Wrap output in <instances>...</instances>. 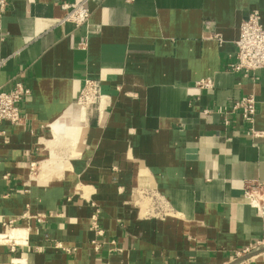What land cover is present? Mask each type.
<instances>
[{"label": "crops", "instance_id": "1", "mask_svg": "<svg viewBox=\"0 0 264 264\" xmlns=\"http://www.w3.org/2000/svg\"><path fill=\"white\" fill-rule=\"evenodd\" d=\"M67 1L83 0L0 13V90H31L21 123L0 126V264H232L264 244V205L247 194L264 183V136L231 111L253 96L264 131V70L229 67L264 0H84L79 26L61 22ZM86 81L103 96L87 113L73 108Z\"/></svg>", "mask_w": 264, "mask_h": 264}, {"label": "built area", "instance_id": "2", "mask_svg": "<svg viewBox=\"0 0 264 264\" xmlns=\"http://www.w3.org/2000/svg\"><path fill=\"white\" fill-rule=\"evenodd\" d=\"M84 3V0L81 2L67 1L62 3L61 7L66 11V14L61 22H70L75 26L84 24L89 14V10ZM7 5V0H0V13L6 10ZM211 27L212 23L210 20L203 21V28L208 32L210 37L221 41V36L212 30ZM234 43L236 46V62L229 66L230 70L240 71L250 76H253L257 70H264V21L258 10H251L240 22L238 38ZM197 86L211 88L212 82L210 79L202 80L197 82ZM84 88H88L89 93L91 91L90 95H93L95 105H99V102L103 98L99 84L93 81H86ZM30 96V88L23 81L17 79L8 90H0V126L4 122L11 125L20 124L22 121L21 104L25 103ZM231 111L241 113L243 120L248 124L246 131L248 135L252 137L264 136V131H258L254 128L256 108L253 96H246L237 102H233L231 104ZM225 123L227 122L225 121ZM6 142V132L3 128H0V144ZM141 194L150 198L153 211H156L158 215H164L166 205L158 195L147 191H141ZM247 194L250 203L258 210L264 205V183L248 186ZM256 194L261 196L262 202L258 204L255 202ZM37 219L42 221L43 217ZM93 243L98 246L95 241ZM238 255V257L241 256V254Z\"/></svg>", "mask_w": 264, "mask_h": 264}, {"label": "rangeland", "instance_id": "3", "mask_svg": "<svg viewBox=\"0 0 264 264\" xmlns=\"http://www.w3.org/2000/svg\"><path fill=\"white\" fill-rule=\"evenodd\" d=\"M91 93V91H90ZM90 93L88 92V88H84L83 91L80 93V95L77 97V100L75 101L73 108L77 109L79 107V109L81 111L86 110V113L89 112L95 105L94 103V98L93 95H90ZM84 108V109H83ZM35 168L36 166L32 167V172H35ZM142 203H141V207L144 211V213L146 212L147 208L150 207L149 205V201L146 198H142ZM152 214H156V211H154Z\"/></svg>", "mask_w": 264, "mask_h": 264}, {"label": "water", "instance_id": "4", "mask_svg": "<svg viewBox=\"0 0 264 264\" xmlns=\"http://www.w3.org/2000/svg\"><path fill=\"white\" fill-rule=\"evenodd\" d=\"M261 252H264V244H262L261 246H259L256 249H254V250H252V251L240 256L238 259H236L234 262H232V264H236L238 262L246 260V259H248V258H250V257H252V256H254V255L258 254V253H261Z\"/></svg>", "mask_w": 264, "mask_h": 264}, {"label": "bare ground", "instance_id": "5", "mask_svg": "<svg viewBox=\"0 0 264 264\" xmlns=\"http://www.w3.org/2000/svg\"><path fill=\"white\" fill-rule=\"evenodd\" d=\"M84 109V108H83ZM83 113V112H81ZM77 120V119H76ZM72 123H75V122H72ZM64 129V126L61 124V123H55L53 125V130H54V133L55 134H58L60 133L62 130ZM68 130V129H67Z\"/></svg>", "mask_w": 264, "mask_h": 264}]
</instances>
